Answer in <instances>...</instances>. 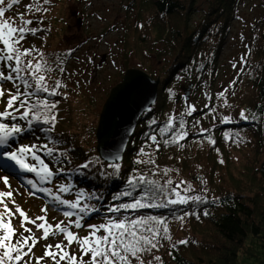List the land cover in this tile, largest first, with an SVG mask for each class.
I'll use <instances>...</instances> for the list:
<instances>
[{"label":"trees","instance_id":"trees-1","mask_svg":"<svg viewBox=\"0 0 264 264\" xmlns=\"http://www.w3.org/2000/svg\"><path fill=\"white\" fill-rule=\"evenodd\" d=\"M148 1L152 12L145 17L148 23L144 27L145 33L151 29L154 39L150 44L158 42L159 49L166 57L156 73L143 67L153 79H159L157 98L151 107L152 112L145 111L136 120V126L123 151L119 175H100L101 172L110 173L114 170L108 168V163H104L97 154L92 140L96 125H90L86 130L87 127L73 123L69 109L65 103L60 102L62 96L52 97L59 101L57 123L54 132L50 134L52 142L48 139L49 134L40 131V128L47 125L37 124L32 132H24L11 138L9 145L4 148L14 151L18 145L26 144L25 141H32V144L37 145L48 143L49 147L60 152L67 151L66 159L57 157L53 160L42 150H38L37 154L54 172L57 168H63L64 172H57L51 183L42 184L34 173L18 171L15 174L25 185L29 179L35 180L39 186L52 189L53 194H57V186L61 183L75 185L72 192L59 194L63 199H74V192L80 188L96 191L103 199L85 202L96 204L100 212L93 213L84 223L98 224L102 222L107 205L113 203L112 195L123 190L133 168L151 174L152 165L134 163L138 150L146 139L144 133L152 131L147 127V120L156 117L164 121L172 111L179 113L183 110L184 98L187 97L197 111L187 117L190 135L182 142L185 147L180 149L175 145L166 147L161 144L160 150L152 156L159 166L158 175L153 178L159 179L161 183L168 178L177 182L188 181L199 188L197 194L206 195L209 201L199 205L139 210L143 215L168 217L172 233V241H163V247L158 252L153 250L152 254H144L145 264L152 259V255L161 256L163 264H264V0L260 4L263 13L252 25L251 31L254 34L249 44L252 46L257 42L259 48L252 55V50H249L245 70L240 72L238 78L239 70L237 71L234 85H231L233 78L228 84L218 86V53L241 0H206V7L201 8L200 19L192 22L193 24L190 22L191 18L198 11L197 5L203 0ZM23 2L18 6L23 5L25 9L30 0H22L21 3ZM31 37L29 35L27 39ZM5 86L12 87L11 84ZM226 88L229 89L226 93L228 107H222L223 99H217L216 94ZM169 89L174 95L169 93ZM205 104L214 106L216 112L205 115L208 112ZM3 107L4 104L0 103V111ZM241 109L249 117L255 115L256 119H240ZM228 115L235 122L221 123V118ZM213 116L216 117L215 120ZM196 120L200 124L193 129L191 125ZM5 122L10 123L7 120ZM17 123L26 127L23 121ZM200 127L211 129V135L216 140L215 146L207 141L197 142L202 139L198 131ZM225 132H239L244 137V142L236 144L231 140L226 141ZM216 149H219V153ZM94 158H99L100 163L89 165L87 169L80 168V165ZM147 158L139 156L141 160ZM221 159L224 163L219 162ZM26 162L36 163L30 158ZM165 167L173 169L168 176L163 174ZM177 169L178 172L175 171ZM197 177H202L206 184ZM204 187L208 190L206 193L201 192ZM37 194L46 204L48 196L40 192ZM212 197L219 199L212 203ZM205 209L209 212L208 216L203 215ZM184 211H198L199 219L195 216L186 217L181 227V223L172 217L173 213L179 215ZM62 220L67 222L64 216ZM16 228L22 231L20 227ZM79 235H87V231L81 229ZM185 238L189 243L178 245L172 255H169L170 244ZM73 250H76V246ZM33 252L36 256H42L44 247L38 244ZM44 264H51V261L46 260ZM133 264H136L135 260ZM153 264L158 262L154 261Z\"/></svg>","mask_w":264,"mask_h":264},{"label":"snow or ice","instance_id":"snow-or-ice-1","mask_svg":"<svg viewBox=\"0 0 264 264\" xmlns=\"http://www.w3.org/2000/svg\"><path fill=\"white\" fill-rule=\"evenodd\" d=\"M21 2L22 0H0V103L4 104L3 110L0 111V159L5 160L4 163H0V167H9L7 162L10 161L20 171L34 173L40 178V184L51 183L56 173L64 172V169L57 168L54 172L37 152L42 150L48 157L56 160L57 157L66 159L67 151L60 152L49 147L48 143L20 144L14 151L4 146L9 145L11 138L24 132H32L34 125L37 124L47 125V127L40 128V131L49 134L48 139L52 142L50 134L55 130L59 104V101L53 100L52 97L61 95L66 97V93L61 90L66 88L67 84L60 77L53 79L51 73L55 70L61 76L65 74L66 58L75 49L67 50L63 58L57 56L50 61L41 48L35 45L25 47L24 42L29 35L35 37L44 30L42 27L44 14L50 11L48 6L52 0H30V3L25 5V12H17L12 17H6V13L13 10L14 6L20 5ZM36 14H39L36 19L25 18L26 15L36 17ZM34 24L40 26H33ZM139 27L143 28L144 25L141 24ZM89 62H91V57H89ZM247 62V56L242 55L237 78L240 72L245 70L244 66ZM233 67L237 65L234 64ZM235 83L234 78L231 85ZM5 84H11L12 87L5 88ZM168 91L174 95L171 89ZM228 91L229 89L226 88L216 94L217 99H223L222 107H228L226 98ZM204 107L208 109L205 115L216 112L214 106L210 107L205 104ZM196 111L195 105L185 97L183 110L179 113L172 111L166 115L164 121L156 117L147 120V127L152 131L144 133L146 139L139 148L138 157L134 163L152 165L151 174L133 168L125 181L123 190L112 195L113 203L107 205L102 222L98 224L84 223L93 213L100 212L96 204L85 202L102 200L103 197L96 191H86L80 188L74 192V199H63L59 194L72 192L75 185L61 183L57 186V194H53L52 189L39 186L37 181L29 179L27 181V185L31 187L28 191L29 196L40 198L37 197V192L48 196L45 206L40 209L44 215L33 219L16 203L8 175L0 177L8 189L7 191L0 190V264H44L46 260H50L51 264H133L134 260L136 264H145L144 254H152L153 250L158 252L163 247V241H172V233L168 217L143 215L139 210L177 205H199L209 201L206 195H190L189 193L196 192V189L188 181L177 182L168 178L161 183L159 179L153 178L158 175L159 169L155 159L152 158L153 153L160 150L161 144L166 147L175 145L183 149L185 144L182 142L190 135L187 117H191ZM147 112H152L151 107L147 109ZM239 118L242 120L256 119L255 115L251 117L246 115L244 109L240 110ZM213 119L215 120L216 117L213 116ZM6 120L10 123L5 122ZM17 121L25 122L26 127L21 126ZM220 122L229 124L235 121L228 115L223 116ZM199 124L200 121L196 120L191 127L195 129ZM198 131L202 139L197 142L207 141L215 146L216 140L211 135V129L200 127ZM224 139L236 144L244 142V137L239 132H225ZM216 151L219 153V149ZM141 155L148 158L141 160L139 159ZM29 158L36 163L26 162ZM120 160L119 155L112 157L107 167L114 171L101 172L100 175L118 176L122 168ZM219 162L224 163L223 159ZM98 163H100L99 158H94L80 165V168L87 169L89 165ZM162 171L164 176H168L173 169L165 167ZM197 179L206 184L202 177H197ZM207 191L206 187L201 189L203 193ZM16 193L21 194L18 190ZM218 199V197H212L211 202L215 203ZM9 203L12 204L11 208ZM49 204L56 211L61 212L67 218V222L61 220L55 224L49 223L47 218ZM199 215L198 211H184L179 215L173 213L172 219L179 221L183 227L186 217L195 216L199 219ZM203 215L208 216L209 212L205 209ZM16 219L20 220L22 231H18L15 227L14 220ZM28 225L41 231L42 235L37 237L32 227ZM81 229H85L87 235L80 236L79 230ZM61 236L63 239L55 244H44L42 256L34 254L33 249L41 241ZM188 243L186 238L171 243L169 255H172V251H175L178 245ZM74 246L76 250H73ZM154 261L163 264V259L159 255H152V259L147 264H153Z\"/></svg>","mask_w":264,"mask_h":264},{"label":"rangeland","instance_id":"rangeland-1","mask_svg":"<svg viewBox=\"0 0 264 264\" xmlns=\"http://www.w3.org/2000/svg\"><path fill=\"white\" fill-rule=\"evenodd\" d=\"M148 2V0H52L48 6L50 11L44 14L42 26L44 30L24 42L25 47L35 45L41 48L50 61L57 56L63 58L67 50L75 49L66 58L65 74L61 76L54 70L51 75L53 79L60 77L67 84V87L61 90L66 93V97L61 95L60 102L65 103L73 123L78 126L87 127V130L90 125L97 124L104 100L110 89L121 81L127 68L135 67L144 71L148 68L149 71L156 73L163 64L166 54L159 49L158 42L150 44L154 39L153 34L151 29L150 31L147 29L148 33H145L144 29L145 25H148L145 17L152 12ZM206 3V0H203L197 5L198 11L192 16L191 24L200 19L201 8L206 7ZM260 4L261 0H241L218 53L220 69L216 86L228 84L233 80L240 68V57L247 55L250 49L252 55L259 48L257 42L252 46L249 44L254 34L251 31L252 25L263 13ZM17 12H25L23 5L9 10L6 17H12ZM38 16L39 14H36V17L26 15L25 18L36 19ZM141 24L144 25L143 28L139 27ZM234 64L237 67L234 68ZM4 87L6 88L5 85ZM92 140L95 144V136H92ZM25 143L31 145L32 141ZM4 162V159H0V163ZM7 163L9 167H0V177L8 175L16 203L33 219L44 215L40 209L45 206V202L28 195L30 187L15 174L20 169L13 162ZM193 187L196 192L189 193L190 195H195L199 191L197 186ZM0 190H8L2 180ZM16 190L21 194L18 195ZM9 207H12L11 203ZM47 218L49 223L55 224L63 219V215L49 204ZM14 225L20 227V220H14ZM28 227H32L37 237L42 235V232L32 225ZM61 239L62 236L50 238L48 241H41L40 244L44 247L45 243L55 244Z\"/></svg>","mask_w":264,"mask_h":264},{"label":"water","instance_id":"water-1","mask_svg":"<svg viewBox=\"0 0 264 264\" xmlns=\"http://www.w3.org/2000/svg\"><path fill=\"white\" fill-rule=\"evenodd\" d=\"M158 85V78L153 79L146 71L130 67L124 71L121 81L110 89L102 104L94 132L95 148L104 163H109L116 155L122 160L123 151L136 126L138 116L152 107L157 98ZM130 109L134 110V115L124 120L116 136L114 132L117 116ZM110 137L113 145L107 150L105 146Z\"/></svg>","mask_w":264,"mask_h":264},{"label":"bare ground","instance_id":"bare-ground-1","mask_svg":"<svg viewBox=\"0 0 264 264\" xmlns=\"http://www.w3.org/2000/svg\"><path fill=\"white\" fill-rule=\"evenodd\" d=\"M134 110L133 109H130V110H128L127 112H123V113H119V115L117 116V126H116V128H115V132H114V134L117 136L118 134H119V128H120V126H121V124L124 122V120L125 119H127V118H130L131 116H132V114L134 113L133 112ZM118 114V113H117ZM134 115V114H133ZM131 120V119H130ZM120 131H121V129H120ZM113 134V135H114ZM112 135V136H113ZM112 137H110L109 139H108V141H107V143H106V149L107 150H109L110 149V147H111V145H113V141H111L112 139H111ZM114 154V153H113Z\"/></svg>","mask_w":264,"mask_h":264}]
</instances>
